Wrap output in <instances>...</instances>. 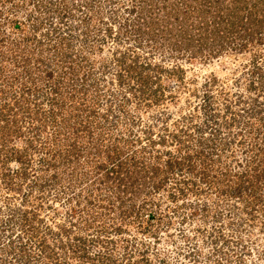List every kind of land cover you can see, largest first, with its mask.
<instances>
[{
    "label": "rangeland",
    "instance_id": "1",
    "mask_svg": "<svg viewBox=\"0 0 264 264\" xmlns=\"http://www.w3.org/2000/svg\"><path fill=\"white\" fill-rule=\"evenodd\" d=\"M15 2L22 6L21 10L13 12L20 21H26L38 10L46 13V25L39 34L47 35L49 31L51 36L74 25L78 43L85 40L87 31L83 27L90 30L92 26L95 30V34L89 32L90 46L84 62L85 71L91 76L88 93L92 101L87 100L88 104L94 99L99 111L105 113L97 129L103 128L116 136L126 132L128 126L131 134L134 131L135 137L143 143L149 144L150 140L153 145L155 142V150L188 153L186 149L192 150L195 145L208 155L207 160L203 156L198 163L211 171L209 175H196L197 170L195 174L184 175L177 171L179 180L172 183V179L168 188L162 189L160 194L166 195L162 207L165 209L168 204L170 213L162 221L153 222L155 233L140 231L134 226L123 233L109 232L102 237L105 241L102 251L124 258L123 263L128 261L127 264H264V206L251 203L250 192L233 193L238 178L235 173L251 170L247 165L257 154L252 150L254 132L250 133L246 126L254 123L264 127V43H250L240 50L233 43L222 45L220 38L214 43L203 41V35L190 46H180L179 27L183 24L185 28H190V24L195 26L200 17L193 10H177L182 6L175 7L171 1ZM4 5L1 0L0 9ZM61 7L64 11L71 10L75 16H63ZM133 8L136 10L131 12ZM87 14L91 21L81 24ZM27 22L22 35L31 36L32 27L30 21ZM5 23L7 31L15 30L10 22ZM190 30L187 32L192 37L196 29ZM193 51L195 54L191 53ZM134 55H139L141 66H134L131 72L127 63L133 62ZM125 97L128 100L126 110L121 111ZM39 101L45 103L46 98L41 96ZM231 112L239 114L235 122ZM240 126L245 127L241 129ZM129 130L126 133H130ZM16 141L19 146L25 144L22 140ZM5 153L6 150L0 152V205L4 212L0 217L8 218L10 207L26 210L32 203L20 206L23 193L14 189L13 183L18 182L17 187L26 188V182L16 175L12 183L6 175L10 166L16 168L19 162L15 158L6 161L3 157L10 156ZM34 155L39 157V154ZM227 168L231 171L229 175L225 173ZM250 175L253 179V172ZM183 176L187 177L185 181ZM175 185L181 190L173 199L168 193L174 192ZM261 189L264 192V185ZM52 202L59 214L45 206L40 217L47 223L68 224L63 204L51 198L45 205ZM176 205L179 207L173 209ZM78 230L76 227L74 231ZM80 234L85 235L83 231ZM111 241L117 244L113 246ZM127 244L140 246L141 252L136 250L130 257H124ZM87 249L99 251L94 243ZM92 257L96 260L99 256L93 254ZM78 258L81 259L71 257L70 262L66 260L63 264H79L84 260ZM81 264L88 262L85 260Z\"/></svg>",
    "mask_w": 264,
    "mask_h": 264
},
{
    "label": "trees",
    "instance_id": "2",
    "mask_svg": "<svg viewBox=\"0 0 264 264\" xmlns=\"http://www.w3.org/2000/svg\"><path fill=\"white\" fill-rule=\"evenodd\" d=\"M164 1H171L175 7L182 6L177 10H193L200 17L195 26L190 24V28L196 29L192 37L187 32L190 28H185L184 24L179 27L180 46H190L203 35V41L214 43L220 38L222 45L233 43L240 50L250 43H264V0ZM16 3L3 0L5 5L0 9V152L6 150L5 156H10L2 155L6 161L15 158L19 162L16 168L10 166L6 175L12 183L16 175L26 182V188L17 187L18 182L13 186L23 193L20 206L29 202L32 207L26 210L10 207L8 218L0 217V264H63L69 257L81 259L78 256L84 259L79 264L85 260L88 264H127L128 261L123 263L124 258L102 251L104 234L106 237L112 231H131L130 226L155 233L153 222L162 221L170 213L168 204V212L162 207L166 200V195L160 194L162 189L168 188L172 179V183L179 180L177 171L184 175L197 170L196 175H209L211 171L198 163L199 158L204 156L207 160L208 155L195 145L192 150L186 149L188 153L155 150V142L153 145L150 140L149 144L143 143L135 137L134 131L131 134L128 126L126 132L130 133L116 136L103 128L97 129L105 113L99 111L94 99L88 104L92 101L88 93L91 76L85 71L84 62L88 58L89 32L95 34V30L92 26L90 30L83 27L87 32L80 46V42H76L74 25L51 36L49 31L47 35L39 34L47 19L46 13L38 10L27 19L33 34L22 35L28 22L20 21L13 13L22 8ZM63 9L60 10L63 16H75L71 10ZM84 18L81 24L91 21L88 14ZM7 21L17 30V35L15 30L5 29ZM138 56L134 55L133 62L127 63L131 72L134 66H141ZM41 96L46 98L45 103L39 101ZM126 100L127 97L121 104V111L126 110ZM231 113L235 122L239 114ZM246 128L254 132L252 150L257 154L247 165L251 170L235 173L238 178L233 193L250 192V202L262 207L264 138L261 137H264V127L253 123ZM17 139L24 141V146H19ZM230 172L228 168L225 171L227 175ZM252 172L253 179L249 177ZM183 178L185 181L187 177ZM173 188L174 192L167 196L174 199L181 187L175 185ZM51 198L63 204L68 224L58 221L51 224L40 217L45 206L58 212L53 202L45 205ZM192 206L196 208L193 203ZM176 207L179 206L173 209ZM2 211L0 205L1 215ZM76 227L78 231H74ZM82 231L85 235L80 234ZM93 243L98 245L97 253L87 249ZM111 243L117 244L116 241ZM124 248V257L141 250L140 246L129 244ZM93 254H98V259L94 260Z\"/></svg>",
    "mask_w": 264,
    "mask_h": 264
}]
</instances>
